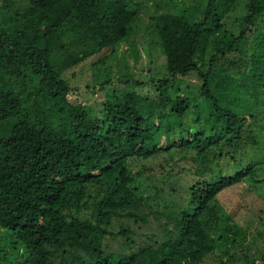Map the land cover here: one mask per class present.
<instances>
[{"label": "trees", "instance_id": "16d2710c", "mask_svg": "<svg viewBox=\"0 0 264 264\" xmlns=\"http://www.w3.org/2000/svg\"><path fill=\"white\" fill-rule=\"evenodd\" d=\"M137 2L0 5V264H202L219 246L218 195L264 193V0H245L238 31L224 23L235 0L154 13L167 74L133 83L155 95L111 91L92 113L56 58L115 51ZM150 215L159 230L137 237L130 223ZM224 224L227 252L244 233Z\"/></svg>", "mask_w": 264, "mask_h": 264}, {"label": "rangeland", "instance_id": "374dc122", "mask_svg": "<svg viewBox=\"0 0 264 264\" xmlns=\"http://www.w3.org/2000/svg\"><path fill=\"white\" fill-rule=\"evenodd\" d=\"M10 1L15 2L12 4V7H15L22 0ZM135 1H138L139 15L128 34L117 43L115 51L106 47H97L95 51L82 57L79 62L67 65L62 64L68 55L67 52H62L58 58L55 57L57 67L73 87L72 92L75 95L73 98L77 97L85 103L92 113H101L111 91L122 95L124 92L137 90L151 96L155 95L151 86H138L133 83L134 79L149 80L151 77L158 78L167 74L163 45L157 30L152 27V15L156 12H177L186 9L198 17L204 2V0ZM235 1V9L225 17L224 23L228 27L226 29L238 31L240 24L238 18L243 13L245 0ZM3 2L4 0H0V5ZM222 28L224 29L225 26ZM263 32L264 28L261 33ZM66 38L69 40L67 35ZM255 40L253 38L252 42ZM69 48V52H74L75 46L71 44ZM127 78L131 81L126 82ZM106 79H110V84L101 88L100 82ZM146 184L148 179L145 177L140 188H146ZM215 204L220 215L218 233L216 232L219 246L213 252L206 254L201 263L244 264L249 261L245 256L260 262L264 255V223L261 221L264 215V193L242 182L222 191ZM227 214L233 216V220L242 229L244 235L240 238V244L233 245L225 252L226 245L218 234L223 231L224 217ZM130 224L138 233L137 237L140 236L143 239L152 234V231L159 230L157 226H152L151 215L149 223L131 222Z\"/></svg>", "mask_w": 264, "mask_h": 264}]
</instances>
